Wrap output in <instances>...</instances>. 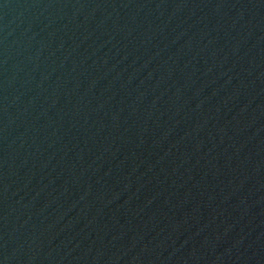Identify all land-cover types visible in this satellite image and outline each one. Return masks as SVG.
Listing matches in <instances>:
<instances>
[{"label":"water","instance_id":"water-1","mask_svg":"<svg viewBox=\"0 0 264 264\" xmlns=\"http://www.w3.org/2000/svg\"><path fill=\"white\" fill-rule=\"evenodd\" d=\"M0 264H264V0H0Z\"/></svg>","mask_w":264,"mask_h":264}]
</instances>
